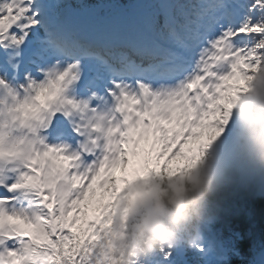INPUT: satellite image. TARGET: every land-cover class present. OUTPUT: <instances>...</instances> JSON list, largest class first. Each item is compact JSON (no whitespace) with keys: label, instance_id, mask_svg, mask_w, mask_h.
Here are the masks:
<instances>
[{"label":"snow or ice","instance_id":"snow-or-ice-1","mask_svg":"<svg viewBox=\"0 0 264 264\" xmlns=\"http://www.w3.org/2000/svg\"><path fill=\"white\" fill-rule=\"evenodd\" d=\"M262 65L264 0H0V264H97L124 199L233 155Z\"/></svg>","mask_w":264,"mask_h":264},{"label":"clouds","instance_id":"clouds-1","mask_svg":"<svg viewBox=\"0 0 264 264\" xmlns=\"http://www.w3.org/2000/svg\"><path fill=\"white\" fill-rule=\"evenodd\" d=\"M235 151L225 159L214 146L195 168V176L154 178L134 202L124 199L103 233L97 264H140L165 250L203 244L209 204L228 171L264 178V65L253 73L249 90L233 109Z\"/></svg>","mask_w":264,"mask_h":264},{"label":"trees","instance_id":"trees-1","mask_svg":"<svg viewBox=\"0 0 264 264\" xmlns=\"http://www.w3.org/2000/svg\"><path fill=\"white\" fill-rule=\"evenodd\" d=\"M85 2L97 5L94 0ZM102 2L110 5L111 0ZM206 237L220 243V258L211 249L202 259L195 249H182L177 264H250L264 252V178L244 170L225 174L224 182L210 199ZM150 257L141 261L148 264Z\"/></svg>","mask_w":264,"mask_h":264},{"label":"rangeland","instance_id":"rangeland-1","mask_svg":"<svg viewBox=\"0 0 264 264\" xmlns=\"http://www.w3.org/2000/svg\"><path fill=\"white\" fill-rule=\"evenodd\" d=\"M119 208V206H118ZM117 210L113 213L116 214ZM104 233V230H103ZM217 249V248H216ZM256 264H264V253L262 254V256L259 258L258 262Z\"/></svg>","mask_w":264,"mask_h":264}]
</instances>
